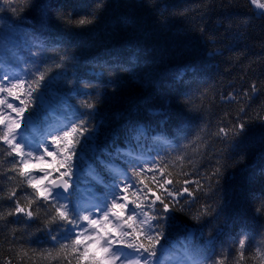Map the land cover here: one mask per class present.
Masks as SVG:
<instances>
[{"label": "trees", "instance_id": "1", "mask_svg": "<svg viewBox=\"0 0 264 264\" xmlns=\"http://www.w3.org/2000/svg\"><path fill=\"white\" fill-rule=\"evenodd\" d=\"M93 2L31 0L50 6L49 15L43 23L25 26L19 13L10 10L25 7L24 0H0V61L32 68L59 63L66 53L70 60L63 69H54L50 88L75 107L83 97L68 81L97 86L89 92L98 97L93 122H103L101 143L138 121L151 130L145 148L160 149L152 155L167 161L180 151L187 153L193 161L184 169L188 179L204 183L202 177L220 168L211 190L197 193L186 206V213H195L209 205L212 215L200 223L186 213L175 215L195 234L193 243L213 257L228 256L226 264H235L239 239L246 233L250 240L241 264H260L252 256L264 240V208L257 212L264 203V122L256 119L264 115V18L249 0H105L92 25L77 27L57 18L58 10L72 13L73 19L85 15ZM38 12L25 17L31 20ZM243 20L249 21L247 27L240 26ZM253 81L258 91L250 92V99L241 96ZM229 94L237 99H226ZM53 106L57 118L65 115L58 101ZM238 116L249 120L239 147L215 135ZM37 131L43 132L42 122ZM8 166H0V173ZM83 180L80 201L89 192L88 177ZM15 183L0 176V211L14 206L6 195ZM37 227L26 226L23 217L0 219V264L9 259L12 264H61L20 252L21 247H54L48 232H37ZM184 235L173 231L170 242L178 248Z\"/></svg>", "mask_w": 264, "mask_h": 264}, {"label": "snow or ice", "instance_id": "2", "mask_svg": "<svg viewBox=\"0 0 264 264\" xmlns=\"http://www.w3.org/2000/svg\"><path fill=\"white\" fill-rule=\"evenodd\" d=\"M24 3L23 8L10 9L19 13L21 24L43 23L48 17L50 6L31 0ZM249 3L257 9L256 15L264 18V0ZM104 8L105 0H94L85 15L73 19L72 13L58 10L57 18L64 24L85 27L92 25ZM35 9H39L37 15L27 19L25 13ZM248 24L243 20L240 26ZM59 60L32 68L0 61V166L5 162L9 165L0 176L16 181L6 195L14 206L6 213L0 211V219L16 216L23 217L26 226L38 223L36 231H47L54 245L50 249L21 247L20 252L24 256L51 257L61 264H226L228 256L213 257L193 243L195 234L175 215L186 213V206L195 201L197 193L211 190L220 168L202 177L204 183L188 179L190 173L184 169L193 161L187 153L180 151L167 161L152 155L160 149L145 148L151 130L138 122L101 143L103 122H93L98 97L89 92L97 86L68 81L76 84V95L83 97L75 107L69 104L67 98L50 88L54 69H63L70 57L65 53ZM257 91L253 81L240 95L250 99L249 93ZM226 99L237 97L229 94ZM53 101H58L65 114L61 118L55 116ZM244 111L242 106L239 112ZM256 119L264 122V115ZM41 122L42 133L37 131ZM248 124L249 120L238 116L235 123L220 127L215 135L239 147L247 136ZM163 142L170 146V142ZM84 176L88 177L92 196L87 205L81 204L77 195L85 183ZM18 191L23 195L17 196ZM262 208L264 203L257 212ZM186 214L200 223L212 215V209L202 205L197 212ZM173 231L185 233L178 248L169 239ZM249 240L246 233L241 234L235 264L245 259ZM254 252L252 259L259 257L264 264V240ZM6 264H12V260Z\"/></svg>", "mask_w": 264, "mask_h": 264}, {"label": "rangeland", "instance_id": "3", "mask_svg": "<svg viewBox=\"0 0 264 264\" xmlns=\"http://www.w3.org/2000/svg\"><path fill=\"white\" fill-rule=\"evenodd\" d=\"M92 200V197H90L85 203H83L84 205H87L88 203H90Z\"/></svg>", "mask_w": 264, "mask_h": 264}, {"label": "bare ground", "instance_id": "4", "mask_svg": "<svg viewBox=\"0 0 264 264\" xmlns=\"http://www.w3.org/2000/svg\"><path fill=\"white\" fill-rule=\"evenodd\" d=\"M189 46V45H188ZM190 49V48H189ZM197 50V49H196ZM188 51V50H187ZM186 55V54H185ZM194 55V54H193ZM188 56V55H187ZM189 60V59H188ZM189 63V62H188ZM134 109V108H133ZM134 121H136V120H134ZM138 122V121H137Z\"/></svg>", "mask_w": 264, "mask_h": 264}]
</instances>
